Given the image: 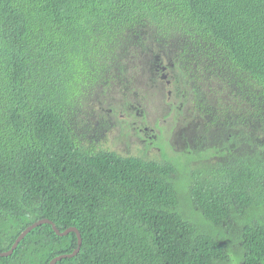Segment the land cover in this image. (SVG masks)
Segmentation results:
<instances>
[{
	"label": "trees",
	"instance_id": "trees-1",
	"mask_svg": "<svg viewBox=\"0 0 264 264\" xmlns=\"http://www.w3.org/2000/svg\"><path fill=\"white\" fill-rule=\"evenodd\" d=\"M141 52L153 76L172 64L186 99L223 98L218 85L234 98L209 121L244 155L178 180L171 156L85 146L116 124L86 122L87 97L129 86ZM42 218L81 234L55 264H264V0H0V251ZM76 246L43 223L0 264H49Z\"/></svg>",
	"mask_w": 264,
	"mask_h": 264
},
{
	"label": "rangeland",
	"instance_id": "rangeland-1",
	"mask_svg": "<svg viewBox=\"0 0 264 264\" xmlns=\"http://www.w3.org/2000/svg\"><path fill=\"white\" fill-rule=\"evenodd\" d=\"M124 59L125 60H122V63H127V53ZM145 62L146 56L141 52V54H137L130 64H127V69L123 75L130 76L131 84L129 86H126L127 83L118 84L110 81L106 89L99 87L96 90V95H94V97H87L92 100L90 99L91 101L88 104L86 103V107L88 108L87 112L90 115L86 116V122H89L90 120L96 122L101 117H107L108 119L112 118L116 124L107 132V137H105V139L85 141V146L88 148L90 146V149L93 148V150L108 148L123 155L133 154L154 160H162L165 156H171L176 160L180 167L178 180H187L191 176V172L200 173L202 171L200 174L205 175L207 171L212 168L214 163L221 161L217 159V155H219L221 159H229L234 156L244 155L246 152V143L244 141H240V144L235 142V144L230 147V143L232 144V142L227 139L226 136L227 131L231 132L233 130L226 125L212 124L208 121V118H198L200 125L194 129L191 128L188 131L183 132V137H181L177 132V129H174L171 124V120L168 118H160L159 112L155 111L157 110L156 106L158 105V101L165 97L166 88L163 87V81L161 82L158 77L153 76L152 71H148ZM150 76L156 80L158 87H152L149 84ZM218 92V95L225 99L218 98L217 95H209L206 92H202L206 95V99L201 103L192 104V106H195L200 110L202 106L206 105L203 109V113H205V110H212L210 113L208 112V114H205L209 116L217 111L223 110L226 102L230 103L234 98L231 99L228 94L224 95L225 91L222 90L220 85H218ZM156 93H159L160 97L156 96ZM127 95H133L128 97V99H132L139 104V108L144 112L143 118H148L149 123L147 124H150V126L153 127V124L156 123V121H159L156 124L161 128V136L163 140H160V143L164 145L161 152L162 155L159 154V150L153 145H149L147 149L148 151L140 148L139 144L134 148L131 138L128 139L129 134H124V132H131L130 127L128 125L124 126L121 121L117 120V118L120 117L119 105L127 99ZM188 97L189 101L193 99L191 95ZM193 100L195 101L197 99L194 98ZM86 101L87 100H84L83 103ZM189 101L185 102L184 105L188 104ZM208 105L212 108L209 109ZM224 131H226V134L222 135V132ZM119 132H121L120 135ZM191 132L196 133L195 138L201 136V141H195L197 146L201 145L198 149L193 150V152L202 153L200 155L192 153L194 158L188 160L184 157V154L186 151L188 152V148L192 149V145L189 143L188 146L184 145V136L186 135L185 138L190 139ZM257 134L260 136L259 138L263 139L261 133L258 132ZM236 140L238 139L236 138ZM156 145L160 144L157 142ZM253 145L256 146L255 144ZM214 146L216 148H213ZM249 147L251 146L249 145ZM212 151H215L214 154H216V157L214 158H210ZM186 196V191L184 190L181 193V199L183 200ZM183 207L186 212L190 213L185 203H183Z\"/></svg>",
	"mask_w": 264,
	"mask_h": 264
},
{
	"label": "flooded vegetation",
	"instance_id": "flooded-vegetation-1",
	"mask_svg": "<svg viewBox=\"0 0 264 264\" xmlns=\"http://www.w3.org/2000/svg\"><path fill=\"white\" fill-rule=\"evenodd\" d=\"M164 64L160 65L155 68L154 76L158 77L163 87L166 88L165 90V97L161 100V106L156 110V112H162L163 114H167L168 118L171 119V124L173 125L174 129H177V132L181 137H183V132L188 131L191 128H196L200 125V121L198 118H215L213 114H208V110H199L197 107L192 106V104L201 103L202 101H194L188 100L185 98V93L183 90H179L178 84L175 82V76L170 75L169 68L172 67V64H168L163 62ZM160 69V72H158ZM170 75L171 79H168ZM188 104L184 105L185 102ZM141 106V105H140ZM120 107V119H117L123 123L124 126H129L131 132H129L128 139L131 138V142L133 143L134 148L138 143L143 148V150H147L149 145H153L155 148L159 150V154L162 152V148L164 147L163 144L160 143L162 139L161 136V128L158 124L154 123L153 127L150 126L148 122V118L144 117V112L142 109L139 108V104L132 100L126 99L119 105ZM207 111V112H206ZM210 111V110H209ZM126 117V118H124ZM115 120V119H114ZM211 123V121H209ZM186 136V135H185ZM184 145L188 146V143L192 145V149H188V153L193 152V150L198 149L197 143L195 141H201V136L198 138L196 137L195 132L190 133V139L185 138ZM229 132H227L226 138L229 139ZM155 142V143H154ZM160 145H156V143ZM148 151V150H147ZM217 159L221 160L220 162H224L227 159H221L219 155H217ZM216 157V154H211L210 158Z\"/></svg>",
	"mask_w": 264,
	"mask_h": 264
},
{
	"label": "water",
	"instance_id": "water-1",
	"mask_svg": "<svg viewBox=\"0 0 264 264\" xmlns=\"http://www.w3.org/2000/svg\"><path fill=\"white\" fill-rule=\"evenodd\" d=\"M43 223H48L51 224L53 230L55 231L56 234L58 235H66L69 232H75L77 234V246L76 248L70 252V253H63V254H59L57 256H55L54 258H52L49 262V264H55L57 261L63 259V258H70L73 257L74 255H76L81 248V243H82V238H81V234L80 231L74 227V226H70L67 227L65 230L61 231L56 225L55 223L50 220L49 218H42L39 220H36L34 222H32L30 225H28L14 240L13 244L11 245V247L8 250L5 251H0V256H8L10 254H12V252L17 248L18 244L20 243V241L24 238V236L33 228L37 227L38 225H41Z\"/></svg>",
	"mask_w": 264,
	"mask_h": 264
},
{
	"label": "clouds",
	"instance_id": "clouds-1",
	"mask_svg": "<svg viewBox=\"0 0 264 264\" xmlns=\"http://www.w3.org/2000/svg\"><path fill=\"white\" fill-rule=\"evenodd\" d=\"M161 100H162V98H161ZM161 100L158 101V105L156 106L157 109L160 108V106H161ZM199 100H201V99H199ZM201 110H203V109L201 108ZM159 116H160V118H168V115L167 114H163L162 112H159ZM168 119L171 120L170 118H168ZM156 122L158 123L159 121H156Z\"/></svg>",
	"mask_w": 264,
	"mask_h": 264
}]
</instances>
